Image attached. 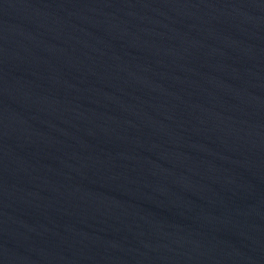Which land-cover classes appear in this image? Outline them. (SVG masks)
I'll use <instances>...</instances> for the list:
<instances>
[{
    "label": "water",
    "instance_id": "obj_1",
    "mask_svg": "<svg viewBox=\"0 0 264 264\" xmlns=\"http://www.w3.org/2000/svg\"><path fill=\"white\" fill-rule=\"evenodd\" d=\"M0 264H264V0H0Z\"/></svg>",
    "mask_w": 264,
    "mask_h": 264
}]
</instances>
